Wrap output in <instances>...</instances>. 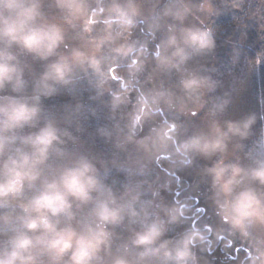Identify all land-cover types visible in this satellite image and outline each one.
<instances>
[{
    "label": "clouds",
    "instance_id": "obj_1",
    "mask_svg": "<svg viewBox=\"0 0 264 264\" xmlns=\"http://www.w3.org/2000/svg\"><path fill=\"white\" fill-rule=\"evenodd\" d=\"M244 6L245 0H154L149 19L143 0H0V264H201L210 234L229 246L244 242L239 264H264V110L222 120L231 93L206 100L222 83L202 64L216 48L212 18ZM245 14L264 21V0L255 8L249 0ZM141 20L152 47L147 39L130 40ZM240 55L234 50L233 64ZM246 62L257 69L264 48ZM146 64L152 75L175 79L138 89ZM116 67L127 74L114 87ZM82 88L112 112L137 90L130 121L97 130L118 152L133 146L143 154L119 165L127 177L120 187L108 182L107 162L83 150L72 130H82L83 103L59 115L43 103ZM201 109L199 124L164 120L136 138L162 110L195 116ZM258 122L259 135L238 154ZM197 157L211 161L201 176L220 221L215 228L199 222L202 209L193 211L189 198L162 195L170 178L151 176L161 160L172 177Z\"/></svg>",
    "mask_w": 264,
    "mask_h": 264
},
{
    "label": "trees",
    "instance_id": "obj_2",
    "mask_svg": "<svg viewBox=\"0 0 264 264\" xmlns=\"http://www.w3.org/2000/svg\"><path fill=\"white\" fill-rule=\"evenodd\" d=\"M250 2L252 7L255 8L257 0H250ZM248 3L249 0H245V11L247 10ZM245 11L233 9L225 12L218 17L212 18V26L216 29V48L206 57L205 60L202 61V64L204 65L205 69L209 70L213 78L219 79L221 81L222 86L218 87L215 92L206 94V100L214 96L222 95L221 91L223 85L225 84V75L229 71L231 72L234 68L236 70H239L247 67L248 65L246 62V57H253L256 51L264 48V27H261V24L264 23V21L249 19V17L245 14ZM146 28L147 21L141 20L133 33L141 32L142 41L147 39L149 47H152L154 46L156 41L148 39L149 34L147 33ZM240 35H243L245 37V42L242 43L239 41ZM234 50H239L241 53L238 62L235 64L232 63ZM124 63H127V58L125 59ZM115 69L118 73V76L127 74V70L125 67H116ZM212 69H215L216 71L211 72ZM253 72L255 73V75H257V80L255 82L256 87L260 95H262V97L264 98V63H262L257 69H253ZM149 74L150 73H148V70L145 67L144 72L138 76V89L145 90L143 86L146 77ZM170 79L174 80L175 77H169V75L164 74L160 84L161 87H167ZM133 91L137 94L136 89H134ZM42 100L44 103L47 98H42ZM129 108L133 109V106L130 105ZM204 111L205 110L203 109L194 118L187 119L180 114H170L169 111L162 110L160 113L156 114L154 122L156 123L164 120H176L177 122H193L198 124V121H200L204 116ZM93 118H90V116H88L87 118L81 116L80 123L85 127L92 129L93 132L98 133L97 130L101 127L98 123L97 118L96 120ZM246 148L248 150V147ZM208 165H210V163ZM167 166L168 162L165 160H161L160 168L163 171L165 168H167ZM204 166L205 163H202L200 158L197 157L193 160L192 164L188 166V168H186L184 171L177 172L176 176L169 177V174H167L168 178L171 179V184H174V186H179L178 197L176 198L174 196L172 198H189V202L193 207V211H195L196 209H202V211L197 213L199 222H206L209 225L213 226V228H215V218L211 216L213 207L205 203L206 198H209L210 196V191H208V183L205 182L201 176V169ZM113 170L118 171V173L122 171L118 167L113 168L112 170L109 169L108 179H113L112 182L116 185L118 183V177H115L116 174L113 173ZM197 194L198 196H195ZM200 204H202L203 207H201ZM192 220L195 221L196 217H192ZM185 226L186 225H181L177 227V231ZM210 240L212 241V243L208 246V249L206 251L201 253V256L202 258H204L205 255H211L210 258L215 259L216 261L214 262H216V264H219L218 262L239 264L240 258L246 255L245 247L243 245H238L241 241L239 239H236V242L238 241L236 245H233V242L230 247L225 245L226 242L224 238L217 239L214 235L210 234ZM226 254L229 255V258L225 259L224 255Z\"/></svg>",
    "mask_w": 264,
    "mask_h": 264
},
{
    "label": "rangeland",
    "instance_id": "obj_3",
    "mask_svg": "<svg viewBox=\"0 0 264 264\" xmlns=\"http://www.w3.org/2000/svg\"><path fill=\"white\" fill-rule=\"evenodd\" d=\"M154 3V0H143V6H144V11L145 15L150 19V9L152 7V4ZM145 21V20H143ZM140 33V34H139ZM133 33L132 36L130 37V40H136V41H142V33L141 32ZM240 42H245V37L240 35L239 38ZM42 64L43 62L37 61L34 64L35 70L37 72L42 70ZM145 67L148 70L149 75H152V65L151 64H146ZM257 74V73H256ZM146 77L145 83H144V89H150V88H160L161 87V80L164 74H156L152 75V78L149 80L148 77ZM118 76V73L116 69L113 71V86L115 87L116 85V77ZM257 75L253 72V69H249V67H245L239 70H236L235 68L232 69V71L228 72L225 75L224 82L225 84L222 87L221 94L225 91H228L231 93V103L229 104L226 113L224 114L223 117H221L222 120L224 119H232L236 120L241 118L247 113L250 112H260L264 110V98L262 95H260L257 87H256V78ZM230 80V81H229ZM137 94L132 91L130 93V99L127 104L121 105L115 112H112L111 109L98 101L90 100L89 99V93L88 91L84 90L83 88L81 91L76 95L73 96L70 93L66 91H61L60 93L47 98V100L44 102L46 105V108L54 111L55 113L62 114L67 107H75L77 101L79 100L80 102L83 103L84 107L82 109V117L87 118L90 116V118L94 117L93 119L98 120V123L100 124V127H105L109 126L111 127L112 125L119 123L121 126L126 125L130 121V114L133 112L134 109H130V105H134L135 99H136ZM105 100H108V94L105 93L104 96ZM95 109V115L92 114V111L89 109ZM203 109H201L197 114H199ZM170 114H180L184 116L187 119L194 118L195 116L191 114H183L179 113L176 111H169ZM201 123V120L198 121ZM198 123V124H199ZM155 125L154 121L151 120H146L143 122L142 128H139L136 134V138H142L146 135L149 134L150 129ZM255 128V135L248 141H244V148L242 150H237L238 154L243 155V152L247 150L246 147H250L251 143L253 140L257 138L259 135V128H260V122L257 123ZM81 131L80 132H75V129L73 128L74 134H76L79 137L80 140V145L83 150H86L95 156H97L99 159L107 162V167L108 169L112 170L113 168L118 167L121 163L124 162H131L135 160L138 156L143 155L142 153H137L134 149L133 146L129 147V152L128 153H123V152H118V150L114 146V141L107 139L105 137H102L99 135V133L93 132L92 129H89L85 127L83 124H81ZM127 131V129H125ZM202 163H205V165H208L209 163L211 164V161L204 160L200 158ZM113 161L116 163L114 164ZM161 161L159 165H151V176L153 179H156L159 177L161 181L168 178V174L163 171L160 168ZM113 173L116 174L115 177H118V183L116 184V187H120V185L126 180V174L125 172H120L113 170ZM113 179L109 178L108 182H112ZM179 186H174V184L170 185V191L168 192H162V195L165 196V198L168 201H172V197H178L179 195ZM210 191V190H208ZM173 195V196H172ZM195 196H198L195 195ZM198 198V197H197ZM203 203V201H202ZM206 204H209L212 206L211 200L207 197L205 200ZM201 207L202 204H200ZM211 216L215 218V225L214 227L219 226L220 221L218 217L215 216L214 211H212ZM223 239V238H222ZM238 242V241H237ZM236 240L234 241L233 245L237 244ZM227 245V244H225ZM232 245V244H231ZM230 245V246H231ZM238 245H243L244 242L240 241V244ZM237 245V246H238ZM229 246V245H227ZM229 246V247H230ZM211 255H205L204 258L201 259V264H216L215 259L210 258ZM223 258V257H222ZM224 258H229V255H224ZM223 258V259H224ZM219 264H232V263H226V262H218Z\"/></svg>",
    "mask_w": 264,
    "mask_h": 264
}]
</instances>
